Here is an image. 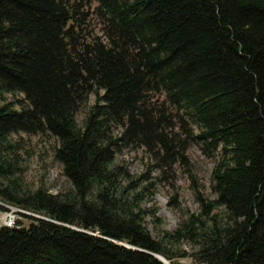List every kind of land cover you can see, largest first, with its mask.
Returning a JSON list of instances; mask_svg holds the SVG:
<instances>
[{
  "label": "trees",
  "instance_id": "1",
  "mask_svg": "<svg viewBox=\"0 0 264 264\" xmlns=\"http://www.w3.org/2000/svg\"><path fill=\"white\" fill-rule=\"evenodd\" d=\"M84 7L0 0V200L52 220L0 226V264H264V0H97L102 36ZM20 133L55 138L63 191L23 182ZM189 140L217 155L213 198L153 238V182L117 153L143 146L165 171Z\"/></svg>",
  "mask_w": 264,
  "mask_h": 264
},
{
  "label": "rangeland",
  "instance_id": "2",
  "mask_svg": "<svg viewBox=\"0 0 264 264\" xmlns=\"http://www.w3.org/2000/svg\"><path fill=\"white\" fill-rule=\"evenodd\" d=\"M81 1L85 5L84 11L88 15L86 20L87 31L102 36L99 20L93 12V9L97 6V0ZM7 97L11 98L10 95H7ZM156 99L161 102L163 96L153 94L152 102H155ZM94 100L95 95L90 94L85 105L76 114L78 121L83 119ZM172 125L173 130L178 132L182 138L187 136L185 127L191 128L194 134L197 130L188 121L182 123L176 118H173ZM13 138H16V141L22 147L21 154L24 157L25 166L22 177L23 182L30 188L43 184L51 193L63 191L66 187V180L62 174V166L53 157V150L57 145L55 138L41 133H20L17 137L13 135ZM185 155L186 161H176L171 165L170 170L163 171L153 155L146 151L143 146L122 147L121 151L117 153V160L124 164L131 175L137 177L139 174H145L149 177L148 180L153 182V194L149 201L143 202L144 207L149 210L157 208L156 215L161 219V222L157 223L150 214L144 218V225L153 238H158L163 229L168 231L175 229L184 217L183 214L197 213L200 210L199 198L206 201L213 198L211 171L216 163L217 155L207 154L201 148V144L190 140ZM0 203L3 202L0 200ZM0 206L5 208L3 205ZM216 212L215 209L212 211V213ZM26 213V215L34 214L28 211ZM18 220L21 221L24 227L33 222L32 219L24 216H20ZM0 226H2L1 219ZM181 248L186 252L192 251L188 243H183ZM173 262L175 264H202L197 263L189 255L175 257Z\"/></svg>",
  "mask_w": 264,
  "mask_h": 264
},
{
  "label": "built area",
  "instance_id": "3",
  "mask_svg": "<svg viewBox=\"0 0 264 264\" xmlns=\"http://www.w3.org/2000/svg\"><path fill=\"white\" fill-rule=\"evenodd\" d=\"M1 202L3 203H0V205L5 206V208L0 206V219L2 220V226L22 227V224L18 225L17 219H20V216H22V214H27L26 210L20 207L8 204L4 201H1Z\"/></svg>",
  "mask_w": 264,
  "mask_h": 264
},
{
  "label": "water",
  "instance_id": "4",
  "mask_svg": "<svg viewBox=\"0 0 264 264\" xmlns=\"http://www.w3.org/2000/svg\"><path fill=\"white\" fill-rule=\"evenodd\" d=\"M31 216H34V217H37V218H40V219L51 220V219H49V218H47V217L40 216V215L31 214ZM51 221H52V220H51ZM152 255H153L155 258H157L159 261H161L163 264H168V263H167L168 260H167V262H166L165 260L162 259V257H160L159 254H157V253H152Z\"/></svg>",
  "mask_w": 264,
  "mask_h": 264
},
{
  "label": "bare ground",
  "instance_id": "5",
  "mask_svg": "<svg viewBox=\"0 0 264 264\" xmlns=\"http://www.w3.org/2000/svg\"><path fill=\"white\" fill-rule=\"evenodd\" d=\"M159 255H160V254H159ZM160 257H162V259L165 260V261L167 262V259L164 258L162 255H160ZM167 263L170 264L169 261H168Z\"/></svg>",
  "mask_w": 264,
  "mask_h": 264
}]
</instances>
